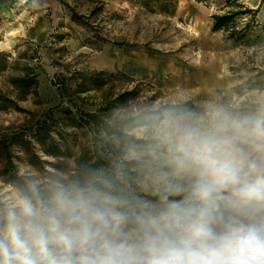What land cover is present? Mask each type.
<instances>
[{
  "label": "rangeland",
  "instance_id": "374dc122",
  "mask_svg": "<svg viewBox=\"0 0 264 264\" xmlns=\"http://www.w3.org/2000/svg\"><path fill=\"white\" fill-rule=\"evenodd\" d=\"M59 1L0 0V52L9 56L0 75V193L12 188L3 177L18 176L25 164L41 177L76 174V160L93 137L87 114L101 127H114L189 101L193 110L215 103L241 114L264 106V0H240L258 10L257 26L240 41L211 31L210 17L222 6L214 0L207 6L195 0H66L67 7ZM71 12L87 26L73 23ZM208 38L214 44H202ZM35 49L38 62L29 60ZM25 67L37 81L27 95L8 82ZM14 134L20 137L9 145ZM99 139L116 161L110 166L123 160L126 151L115 140ZM85 157L92 163L85 167H110ZM127 168L135 173L129 177L134 189L151 174L147 166Z\"/></svg>",
  "mask_w": 264,
  "mask_h": 264
},
{
  "label": "clouds",
  "instance_id": "9594fccd",
  "mask_svg": "<svg viewBox=\"0 0 264 264\" xmlns=\"http://www.w3.org/2000/svg\"><path fill=\"white\" fill-rule=\"evenodd\" d=\"M110 167L0 193V264H264V106L153 108ZM150 176L132 188L127 165Z\"/></svg>",
  "mask_w": 264,
  "mask_h": 264
},
{
  "label": "trees",
  "instance_id": "16d2710c",
  "mask_svg": "<svg viewBox=\"0 0 264 264\" xmlns=\"http://www.w3.org/2000/svg\"><path fill=\"white\" fill-rule=\"evenodd\" d=\"M195 1L207 6L208 2L211 0ZM214 1L221 3L222 6L217 13L211 15L210 17L212 32H222L226 36V39L240 41L246 37V35L252 28L257 26L255 19L258 10L247 8L240 2V0ZM59 2L62 6L67 7L66 0ZM70 20L78 26H87L86 23L82 22V18L77 16L73 12L70 13ZM33 53L34 57H29V60H36V62H38L39 56L37 53V49H35ZM8 58L9 56L7 54L0 52V75L8 69ZM35 66L38 67L37 64H35ZM24 72L25 73L22 76L12 78L8 82L15 90H17L18 92H23V95L25 93V95H27V92L30 89L35 91L37 81L36 74L34 73L33 68L25 67ZM0 100L4 101V99ZM116 102L118 101L116 100ZM191 105L192 103L189 101L181 105L164 106L161 108H191ZM153 114V111H147L125 121H122L121 123L116 124L114 127H107L104 125L101 127L96 121L94 115L87 114L86 116L93 121L92 123H86V125H88V128L92 131L93 137L90 145L87 146V148H82V153H80L76 160V174L77 172L80 173V170H82L86 164L87 166H92L90 157L89 159L85 157L88 154H91V156H96V164H107L110 166L114 162H116L115 160L113 161L112 159L108 158V156L105 154L104 145L106 143L102 139H99V136H107L112 138L117 142L120 150L126 151L131 143V138L127 134V131H129V129H131L138 122L147 120ZM17 137H20V134H14L9 139L8 144L11 145L12 141ZM87 149H90V153H87ZM112 154L115 158V153ZM127 174L128 177H132L135 175L134 172ZM3 182L13 187V185L18 184L21 181L19 176L15 175L13 172H9L8 175H5V177H3Z\"/></svg>",
  "mask_w": 264,
  "mask_h": 264
},
{
  "label": "crops",
  "instance_id": "0c3cea01",
  "mask_svg": "<svg viewBox=\"0 0 264 264\" xmlns=\"http://www.w3.org/2000/svg\"><path fill=\"white\" fill-rule=\"evenodd\" d=\"M202 44L209 46L211 44H214V40L208 38V39L203 40Z\"/></svg>",
  "mask_w": 264,
  "mask_h": 264
}]
</instances>
